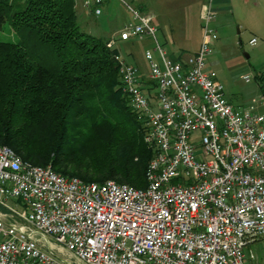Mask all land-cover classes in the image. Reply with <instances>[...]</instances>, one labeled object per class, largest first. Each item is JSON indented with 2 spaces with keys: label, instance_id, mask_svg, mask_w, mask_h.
<instances>
[{
  "label": "built area",
  "instance_id": "built-area-1",
  "mask_svg": "<svg viewBox=\"0 0 264 264\" xmlns=\"http://www.w3.org/2000/svg\"><path fill=\"white\" fill-rule=\"evenodd\" d=\"M103 2L82 6L98 16ZM124 3L130 19L106 47L154 150L146 184L66 176L0 144V264H264L246 248L264 241V70L261 92L235 105L207 67L213 0L201 5V42L185 61L158 41L150 11ZM145 38L143 76L120 42Z\"/></svg>",
  "mask_w": 264,
  "mask_h": 264
},
{
  "label": "trees",
  "instance_id": "trees-1",
  "mask_svg": "<svg viewBox=\"0 0 264 264\" xmlns=\"http://www.w3.org/2000/svg\"><path fill=\"white\" fill-rule=\"evenodd\" d=\"M5 23L16 39L0 40V144L66 176L144 187L154 150L109 37L82 26L76 0H0Z\"/></svg>",
  "mask_w": 264,
  "mask_h": 264
},
{
  "label": "rangeland",
  "instance_id": "rangeland-1",
  "mask_svg": "<svg viewBox=\"0 0 264 264\" xmlns=\"http://www.w3.org/2000/svg\"><path fill=\"white\" fill-rule=\"evenodd\" d=\"M124 2L134 6L140 5L156 15L155 22L159 25L156 37L160 43L166 41L168 50H178L187 54L197 47L202 32L198 8L192 5L185 10L180 0H106L105 4H102L103 12L98 16L81 14V4L77 3L79 21L86 29L97 34L114 32L130 19ZM217 22L221 23L218 28L219 38L215 49L213 46L209 63L216 70L224 86L225 95L230 96L235 104L238 100L234 98L232 92L242 93L245 98L256 96L258 92V82L255 79L247 82L241 75L246 73L253 75L264 66V0H249L246 3L233 0L232 13L221 12ZM253 35L256 36L257 42L250 45L249 39ZM15 39V33L9 24L5 23L0 28V40ZM151 47V40H135L120 44V50L128 53V60L134 64L143 61L145 48ZM261 244L263 246L264 242Z\"/></svg>",
  "mask_w": 264,
  "mask_h": 264
},
{
  "label": "crops",
  "instance_id": "crops-1",
  "mask_svg": "<svg viewBox=\"0 0 264 264\" xmlns=\"http://www.w3.org/2000/svg\"><path fill=\"white\" fill-rule=\"evenodd\" d=\"M206 0H180L181 5H182V8H184L185 10H188L192 5H196L197 8H198V16H199V19H200V9H201V5L205 2ZM242 2L246 3L248 2L249 0H241ZM106 0H104L103 2V5L105 4ZM77 3L78 4H81V8H80V12H82L81 14L83 13H86L88 14L85 9L82 7V0H76V7H77ZM232 3H233V0H213V6L216 10V16H215V19L214 21L212 22V25L213 27L215 28V31H216V34H217V38L214 40L213 42V46H214V49H215V44H216V41L218 40L219 36H218V28L220 27L221 23L217 22V18L221 16V12H230L232 13ZM140 6V5H139ZM77 9V8H76ZM141 9H144V8H141ZM234 10V9H233ZM79 12V11H78ZM152 13V12H151ZM153 15V22L154 24L159 27L158 24H156L155 22V19H156V15L154 13H152ZM201 20V19H200ZM119 30V29H118ZM118 30H115V31H118ZM158 30V29H157ZM202 30V28H201ZM114 31V32H115ZM113 32H110V33H106V35L108 37H110V35L112 34ZM201 37H202V32H201ZM252 37H256L255 35H253ZM145 40H149L147 38H145L144 40L142 41H145ZM131 41H135V40H131ZM137 41V40H136ZM140 41V40H138ZM123 42H128V41H123ZM200 42H201V39L197 45L196 48H194L191 52H188L187 54H183L182 52L178 51V50H168L166 48V41L163 40L162 42V45L165 47V49L167 50L168 54L174 58V59H178V60H187L190 56H192L198 49L199 45H200ZM256 42H257V38H256ZM122 42H120L121 44ZM251 45V44H250ZM254 45V44H253ZM213 52V51H212ZM128 53H126L127 55ZM212 55V53H211ZM211 55L209 56V58L207 59V67L210 68V69H214L211 67V64L209 63V60H210V57ZM128 58V56H127ZM136 65L139 67V70L141 72V74L143 76H146L147 75V72H148V65H147V62L146 60L144 59L143 61H140V63H136ZM209 65V66H208ZM215 70V69H214ZM262 70H264V66L261 67V70H256V72L253 73L254 75V79L258 82L257 85H258V92L256 94V96L261 92V90L263 89V86H262V83H261V78L259 77V72H261ZM216 71V70H215ZM218 78V76H217ZM241 78H242V75H241ZM243 79V78H242ZM218 80L221 82V80L218 78ZM222 83V82H221ZM223 85V84H222ZM223 89H224V86H223ZM224 94H225V91H224ZM232 95L234 96L235 99L238 100L237 103H235V105H242V106H246L247 104H249L250 100L252 97H256L255 95H251L249 98H245L242 93H238V92H232ZM225 97H227V99L229 100V102L233 103L231 101V99L228 97V95ZM260 110H264V107L263 106H260L259 107ZM261 242H264L262 239H258L256 241H254L253 243H250L247 245V251H253L257 257V259H261V257L264 255V244L262 246Z\"/></svg>",
  "mask_w": 264,
  "mask_h": 264
},
{
  "label": "water",
  "instance_id": "water-1",
  "mask_svg": "<svg viewBox=\"0 0 264 264\" xmlns=\"http://www.w3.org/2000/svg\"><path fill=\"white\" fill-rule=\"evenodd\" d=\"M246 56L248 57V54H246Z\"/></svg>",
  "mask_w": 264,
  "mask_h": 264
}]
</instances>
